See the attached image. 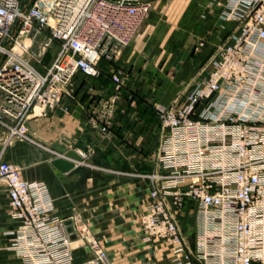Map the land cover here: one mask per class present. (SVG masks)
I'll use <instances>...</instances> for the list:
<instances>
[{"label":"built area","instance_id":"2783aa9c","mask_svg":"<svg viewBox=\"0 0 264 264\" xmlns=\"http://www.w3.org/2000/svg\"><path fill=\"white\" fill-rule=\"evenodd\" d=\"M153 1L29 0L22 8L23 0H0L4 147L32 142L31 116L73 98L77 74L99 77L102 59L114 60L130 45ZM229 7L226 19L240 24L235 45L220 49L209 76L182 105L157 107L158 162L166 173L149 177L152 202L141 223L149 237L173 246L171 264H264V120L233 112L243 105L264 116V0H230ZM55 46L51 65L39 69ZM112 79L119 91L122 76ZM0 183L19 223L12 249L24 264H77L74 233L55 215L47 185L25 180L18 166L2 161ZM187 202L198 206L196 251L177 217ZM81 239L94 256L82 264H109L97 240Z\"/></svg>","mask_w":264,"mask_h":264},{"label":"crops","instance_id":"0c3cea01","mask_svg":"<svg viewBox=\"0 0 264 264\" xmlns=\"http://www.w3.org/2000/svg\"><path fill=\"white\" fill-rule=\"evenodd\" d=\"M229 1L154 0L130 45L114 60L102 59L99 77L77 74L73 98L46 113L35 111L28 122L32 142L14 140L5 148L0 130V161L18 166L25 180L47 185L55 215L74 233L77 264L94 258L82 246V232L106 250L109 264H171L173 246L149 237L141 223L152 202L149 177L166 173L158 162L163 130L157 107L182 105L209 76L220 49L235 45L240 24L226 19ZM114 74L122 76L119 91ZM243 111V105L233 110L264 120L255 108ZM58 148L84 158L76 163L79 171L64 174L52 165L66 159ZM177 217L188 247L196 251L197 204L187 202ZM18 228L0 183V264H24L12 249Z\"/></svg>","mask_w":264,"mask_h":264},{"label":"water","instance_id":"95a60500","mask_svg":"<svg viewBox=\"0 0 264 264\" xmlns=\"http://www.w3.org/2000/svg\"><path fill=\"white\" fill-rule=\"evenodd\" d=\"M29 0H23L22 8L27 4ZM57 152L65 156L66 159L58 158L52 161V165L61 173H74L80 170V167L76 168V163H83L84 158L76 150H66L58 148Z\"/></svg>","mask_w":264,"mask_h":264},{"label":"rangeland","instance_id":"374dc122","mask_svg":"<svg viewBox=\"0 0 264 264\" xmlns=\"http://www.w3.org/2000/svg\"><path fill=\"white\" fill-rule=\"evenodd\" d=\"M151 12H152V10L150 11L148 16H150ZM57 50H58V46H55V48L53 50H51L49 53L46 54V56L44 57L43 62H42L43 65L42 66L41 65L38 66L39 69L43 70V67H45V66L48 67V66L51 65V63L53 62V60H54V58L56 56V51ZM0 94H1V92H0ZM82 234H84V233L82 232ZM86 235L87 234H84V236H86Z\"/></svg>","mask_w":264,"mask_h":264}]
</instances>
